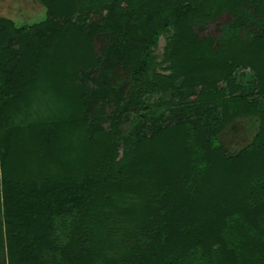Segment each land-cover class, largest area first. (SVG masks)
Wrapping results in <instances>:
<instances>
[{"label":"trees","instance_id":"1","mask_svg":"<svg viewBox=\"0 0 264 264\" xmlns=\"http://www.w3.org/2000/svg\"><path fill=\"white\" fill-rule=\"evenodd\" d=\"M38 1L41 22L0 18V264H264V0ZM224 13L253 35H200ZM100 33L126 70L95 90L80 74L99 65ZM178 79L191 102L175 122L122 138L144 91ZM106 96L121 102L110 117ZM213 106L218 132L257 121L232 155L208 129Z\"/></svg>","mask_w":264,"mask_h":264},{"label":"rangeland","instance_id":"2","mask_svg":"<svg viewBox=\"0 0 264 264\" xmlns=\"http://www.w3.org/2000/svg\"><path fill=\"white\" fill-rule=\"evenodd\" d=\"M242 15L248 14L243 11ZM0 18L12 20L16 27L31 26L47 18V9L38 0H0ZM89 20H91V24L95 25L101 21V17L99 13H96L90 15ZM196 29L201 36L213 35L219 41L234 38L235 36L249 38L255 32L249 26L236 23L235 18L227 13L219 16L215 21L197 26ZM168 36L169 34L161 35L156 46V54L159 62L163 60ZM7 41L8 46L13 49L17 48V43L13 37H9ZM114 41L112 34L100 33L94 40V44L99 52V65L95 70L83 71L80 74V78L85 79L88 82L87 85L89 84L95 90H98V86L104 81V79H101L102 76H105V79L108 80V85H111L115 82L114 80H118L123 76L122 74L126 70L117 58L116 52L114 53L115 55L110 56L109 49L111 45H115ZM167 65L168 63L161 62V65L157 68V72L163 77L171 73ZM239 82L247 94H250L256 89L250 74L244 77L241 76ZM179 83L180 79L175 82L176 85L173 88L166 86L165 88L158 87L156 90L144 91L141 99L144 101L143 105L148 106L149 109L146 111H137L132 106L131 110L123 115L122 122L119 126L122 132L121 137L124 138L130 132L136 133L138 130L151 132L158 129V127L175 122L176 118L170 115V112L183 101L191 102L188 96L190 91L179 87ZM110 89H112L113 94L116 92L112 86ZM112 99H115L118 103L120 102L119 99L116 100V96L113 98L106 96L102 101L97 103V106L104 104L106 108L105 117L112 116L117 105L121 103L117 104ZM220 117V111L215 106L211 107L206 115L208 129L215 134L227 154L232 155L250 143L256 131L257 121L252 117L238 118L227 129L218 132L215 130L213 124L215 118ZM135 124H139L138 130H135ZM103 126L109 128V121L104 122Z\"/></svg>","mask_w":264,"mask_h":264}]
</instances>
